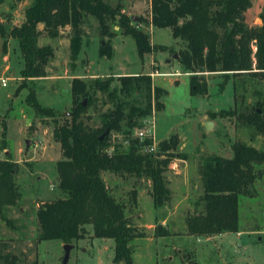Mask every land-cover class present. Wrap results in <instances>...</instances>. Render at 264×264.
Segmentation results:
<instances>
[{
  "label": "rangeland",
  "instance_id": "obj_1",
  "mask_svg": "<svg viewBox=\"0 0 264 264\" xmlns=\"http://www.w3.org/2000/svg\"><path fill=\"white\" fill-rule=\"evenodd\" d=\"M32 1L5 0L0 6V21L19 26L25 8ZM150 1L105 0L112 9L120 11L119 15L131 18L132 23L139 22L137 28L149 36L153 46L159 47L144 56L138 54L134 40L118 27L119 15L107 22L111 37L102 35L94 17L85 16L80 26L83 43L75 60L71 58L70 27L60 29L56 38L42 33L38 46L50 48L53 55L41 79L21 77L23 61L17 42L8 41L0 72V78L7 79L6 87L0 86V123L7 124L4 155H9L18 166L15 182L21 197L16 206L5 211L10 224L0 221V233L6 235L0 236V241L12 242L8 251L17 257L19 264H62L65 243L38 242L36 211L43 203L61 197L56 184V163L62 159V153L53 138V119L61 124L69 117L73 107L72 79L78 77L90 83L97 78L116 79L124 74L148 75L153 71L152 62L159 73L154 83L167 91V96H162L159 102L162 107L157 110L153 105L152 108L156 137L160 141L173 137L178 142V156L163 174L169 199L161 208H155L149 180L102 173L109 192L125 205L126 217L141 235L130 243L133 264H264V165L258 168L262 176L254 184V196L239 198V235L227 233L209 240L210 237L189 235L186 229V220L202 209L203 189L198 167L203 158L217 155L229 159L232 146L238 142L264 150L262 136L238 118L248 114L257 102H264V78L244 75L224 83L220 75L205 74L199 82H206V93L192 96L189 76L166 75L181 72L172 54L177 50L178 41L170 29L151 26ZM263 7L264 0H251V7L244 13L248 27H257L255 22L260 20ZM102 39L108 41L110 55L100 53ZM29 91L35 92L42 107L53 109L54 118L35 115L26 102ZM95 98L82 116L83 123L91 128L100 127V114L113 108L104 94L98 92ZM205 122L214 124L210 131H205ZM122 140L120 134L113 133L110 143L118 145ZM4 157L1 152L0 159ZM173 163L177 165L174 167ZM132 192L136 194L134 200ZM162 231L167 235H157ZM11 236L17 239L7 238ZM69 244L72 250L67 264H123L113 262V241L94 238L90 226L86 227L82 239Z\"/></svg>",
  "mask_w": 264,
  "mask_h": 264
},
{
  "label": "trees",
  "instance_id": "obj_2",
  "mask_svg": "<svg viewBox=\"0 0 264 264\" xmlns=\"http://www.w3.org/2000/svg\"><path fill=\"white\" fill-rule=\"evenodd\" d=\"M5 0H0V6ZM151 26L168 28L178 41L177 50L181 73L188 74L190 94L206 93L205 74L220 75L225 83L247 75L264 78V7L259 18L261 25L248 27L244 13L251 0H151ZM105 0H33L23 12L19 26L0 21V72L2 59L9 40L17 42L23 61L21 77L25 80L44 78L45 66L53 52L39 47L42 33L58 37L60 29L70 27L71 58L81 50V24L85 16L94 17L104 37H111L107 22L120 14ZM9 20V18H7ZM118 27L130 36L140 56L159 49L148 35L132 23L131 18L119 15ZM42 27V29H40ZM100 53L110 55L108 41L102 39ZM234 92L236 90L233 84ZM105 95L113 108L100 114V127H88L82 121L83 113L95 100L97 93ZM73 107L69 117L59 124L55 119L53 138L60 145L62 159L56 163L57 188L61 197L40 205L36 211L39 225L38 242L58 240L69 244L82 239L90 226L93 237L114 243V263L133 264L130 243L141 237L125 214V205L109 192L102 173L120 177L145 178L151 184L150 196L155 208H161L169 199V190L163 174L177 158V140L173 137L160 141L155 153H146L151 140L132 137L143 120L151 116L153 105L159 110L162 96L167 91L154 87L150 75L120 76L116 79H94L87 83L78 77L71 81ZM235 97V96H234ZM86 100L87 105L82 106ZM36 116L55 117L53 109L42 107L33 91L26 97ZM153 102V103H152ZM231 113L236 114L233 107ZM214 116V115H212ZM238 118L254 128L264 139V102H257L246 115ZM0 221L7 225L8 207L17 205L21 195L15 182L18 166L4 153L7 149V124L0 123ZM118 133L123 140L110 143L111 135ZM184 157V156H183ZM264 165V150L238 142L232 146V157L212 155L203 158L198 167L203 195L202 209L186 220L189 235L212 237L239 232V198L252 197L254 184L262 176L259 166ZM135 192H132L133 200ZM157 235H167L165 231ZM9 245L0 241V264H19ZM195 264V263H192Z\"/></svg>",
  "mask_w": 264,
  "mask_h": 264
},
{
  "label": "built area",
  "instance_id": "obj_3",
  "mask_svg": "<svg viewBox=\"0 0 264 264\" xmlns=\"http://www.w3.org/2000/svg\"><path fill=\"white\" fill-rule=\"evenodd\" d=\"M6 78H0V86L6 87ZM134 137L138 138L140 141L145 139L151 140V145L145 146L144 151L146 153H155L157 150V144L154 142L155 138V121L154 116L145 119L142 122L141 128H138L133 133Z\"/></svg>",
  "mask_w": 264,
  "mask_h": 264
},
{
  "label": "crops",
  "instance_id": "obj_4",
  "mask_svg": "<svg viewBox=\"0 0 264 264\" xmlns=\"http://www.w3.org/2000/svg\"><path fill=\"white\" fill-rule=\"evenodd\" d=\"M258 22V23H257ZM255 24H257V26H260L261 25V21L259 20V19H257V21L255 22ZM167 63H169V62H167ZM151 66H152V68H153V71L151 72V73H149L148 75H150V77H151V80H152V85L154 86V87H157L156 86V84L154 83V79L157 77V75H159V73L155 70V63L154 62H152L151 63ZM130 75H137V73L136 74H124V75H118V76H130ZM166 75H173V76H177V77H179V76H186V77H188V74H183V73H181V72H176V73H168V74H166ZM173 84V83H172ZM160 88V87H159ZM154 142L156 143V144H158L159 142H160V139H158L157 137H156V131H155V138H154ZM174 164V167L177 165L176 163H173ZM21 211H22V209H21ZM264 232V231H263ZM241 232H238L237 233V235H239ZM259 233H261V231L259 232ZM225 234H227V233H224V234H220V235H217V236H212V237H210V238H208L209 240H214V239H216V238H219L221 235H225ZM20 235V234H19ZM0 236H6L5 235V233H0ZM8 239H10V238H16L17 239V237H13V236H11V237H7ZM11 240V239H10ZM4 242H6L8 245L10 244L11 245V243L12 242H8V241H4ZM11 247V246H10ZM9 247V248H10Z\"/></svg>",
  "mask_w": 264,
  "mask_h": 264
},
{
  "label": "water",
  "instance_id": "obj_5",
  "mask_svg": "<svg viewBox=\"0 0 264 264\" xmlns=\"http://www.w3.org/2000/svg\"><path fill=\"white\" fill-rule=\"evenodd\" d=\"M173 59L178 60V55L175 54L173 56ZM168 62H170V61H168ZM82 106H86V100H84L82 102ZM203 126H204L205 131H210L213 128L214 124L212 122H205ZM63 249H64V256L62 259V264H67L68 259H69V253L72 250V245L64 244Z\"/></svg>",
  "mask_w": 264,
  "mask_h": 264
}]
</instances>
